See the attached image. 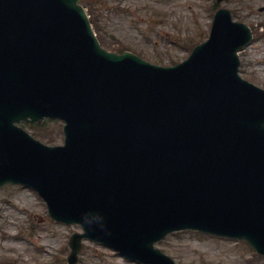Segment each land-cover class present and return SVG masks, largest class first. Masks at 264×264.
Wrapping results in <instances>:
<instances>
[{
  "label": "water",
  "instance_id": "95a60500",
  "mask_svg": "<svg viewBox=\"0 0 264 264\" xmlns=\"http://www.w3.org/2000/svg\"><path fill=\"white\" fill-rule=\"evenodd\" d=\"M79 0H0V185L33 187L51 217L143 264L194 228L264 254V89L242 79L247 26L220 9L174 66L103 50ZM59 117L48 146L14 122Z\"/></svg>",
  "mask_w": 264,
  "mask_h": 264
},
{
  "label": "rangeland",
  "instance_id": "374dc122",
  "mask_svg": "<svg viewBox=\"0 0 264 264\" xmlns=\"http://www.w3.org/2000/svg\"><path fill=\"white\" fill-rule=\"evenodd\" d=\"M91 3V18L104 42L124 43L129 51L159 65L186 58L196 44L208 37L217 8L227 7L233 19L247 24L253 32L252 41L239 53V72L264 88V0ZM60 126V121H45L34 135L49 144L61 143ZM79 230L78 225L49 218L45 203L32 189L10 184L0 187V264H68L69 236ZM157 246L179 264H264V257L240 240L192 230L171 233ZM75 264L136 263L101 244L84 240Z\"/></svg>",
  "mask_w": 264,
  "mask_h": 264
},
{
  "label": "trees",
  "instance_id": "16d2710c",
  "mask_svg": "<svg viewBox=\"0 0 264 264\" xmlns=\"http://www.w3.org/2000/svg\"><path fill=\"white\" fill-rule=\"evenodd\" d=\"M118 47H119V46H118ZM118 47H117L116 49H117V50H118V49L120 50L121 48H118Z\"/></svg>",
  "mask_w": 264,
  "mask_h": 264
}]
</instances>
